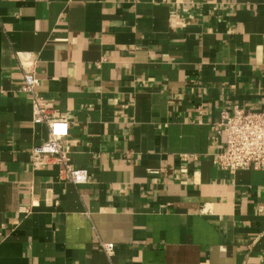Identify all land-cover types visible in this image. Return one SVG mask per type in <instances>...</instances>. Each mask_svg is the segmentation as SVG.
Returning a JSON list of instances; mask_svg holds the SVG:
<instances>
[{"label":"crops","instance_id":"0c3cea01","mask_svg":"<svg viewBox=\"0 0 264 264\" xmlns=\"http://www.w3.org/2000/svg\"><path fill=\"white\" fill-rule=\"evenodd\" d=\"M25 71L87 184L33 168ZM236 106L264 110V0H0V264H264V170L214 157Z\"/></svg>","mask_w":264,"mask_h":264},{"label":"built area","instance_id":"2783aa9c","mask_svg":"<svg viewBox=\"0 0 264 264\" xmlns=\"http://www.w3.org/2000/svg\"><path fill=\"white\" fill-rule=\"evenodd\" d=\"M24 83L20 88L23 94L30 97L33 109V122L48 126V141L32 151V166L40 170L50 162L62 167L59 178L74 185L90 182L87 170L73 167L66 150L69 126L55 108V104L41 98L37 92L39 79L33 72L25 71ZM213 129L224 139V144L215 154V162L224 171H262L264 170V110H246L239 106L234 108L233 115L221 113V121ZM187 158V156H183ZM106 255L115 254V244L100 243Z\"/></svg>","mask_w":264,"mask_h":264}]
</instances>
